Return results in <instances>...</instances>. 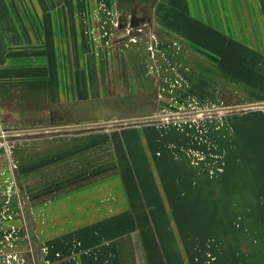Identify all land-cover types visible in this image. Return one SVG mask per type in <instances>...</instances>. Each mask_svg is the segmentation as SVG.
Wrapping results in <instances>:
<instances>
[{"label": "rangeland", "instance_id": "obj_1", "mask_svg": "<svg viewBox=\"0 0 264 264\" xmlns=\"http://www.w3.org/2000/svg\"><path fill=\"white\" fill-rule=\"evenodd\" d=\"M139 226L264 264V0H0V264H135Z\"/></svg>", "mask_w": 264, "mask_h": 264}, {"label": "crops", "instance_id": "obj_2", "mask_svg": "<svg viewBox=\"0 0 264 264\" xmlns=\"http://www.w3.org/2000/svg\"><path fill=\"white\" fill-rule=\"evenodd\" d=\"M97 130V129H95ZM92 130V131H95ZM92 131H86V132H92ZM84 132V133H86ZM83 133V132H81ZM76 134H80V133H76ZM242 220V219H241ZM242 223V222H241ZM247 226L246 224H243L241 226V229H236V227L234 226H228V228L230 230H232L233 232H243L242 228ZM250 226V225H249ZM144 227L139 226V228L137 227L136 230L132 231L133 233L135 232H141L142 231V236H139L137 240L135 239H129L126 241L129 242V246H127V248L131 249V254L134 258L133 261L135 262V264H199L198 263V257H197V261H195L193 259V257L189 258L187 256H173L171 255V253L173 252L172 246H167L166 243H164L161 246V249H158L157 245H156V240L153 238L154 235L150 236L148 235L149 239H144L143 237V233H144ZM149 228V227H148ZM190 230L192 229V226L189 227ZM248 228V227H247ZM255 231L256 227L254 225H252V228H248L247 230H252ZM149 230V229H148ZM147 232H152V231H148ZM246 230V231H247ZM233 241H236L237 243H239L240 241L238 239H235ZM151 245V247H146L147 245ZM178 244V243H176ZM178 248L177 253H179L180 250V245H176ZM146 247V250H145ZM234 252H238V255H232L229 257H226L225 260H230L229 264H251V262H255L256 264H262V261L259 259L257 260V256L256 257H244V253L243 250H237ZM117 257H112V262L114 264H117ZM74 262H76L77 264L81 263V259H76ZM219 261L214 262L213 264H218Z\"/></svg>", "mask_w": 264, "mask_h": 264}, {"label": "water", "instance_id": "obj_3", "mask_svg": "<svg viewBox=\"0 0 264 264\" xmlns=\"http://www.w3.org/2000/svg\"><path fill=\"white\" fill-rule=\"evenodd\" d=\"M103 126H100L99 128H102ZM97 127L94 126H87V127H81V128H77L74 129L75 132L77 133H81V132H86V131H92ZM37 129H41V132H33V133H28L29 136H32L34 134H41V135H50V134H57V133H68L71 130L65 129H51L50 127L47 126H37V127H8L5 128V131L7 132H15V131H19L20 133H18V135H20L22 132H31V130H37ZM30 130V131H29ZM10 137H14V135H9Z\"/></svg>", "mask_w": 264, "mask_h": 264}, {"label": "bare ground", "instance_id": "obj_4", "mask_svg": "<svg viewBox=\"0 0 264 264\" xmlns=\"http://www.w3.org/2000/svg\"><path fill=\"white\" fill-rule=\"evenodd\" d=\"M244 14V13H243Z\"/></svg>", "mask_w": 264, "mask_h": 264}]
</instances>
